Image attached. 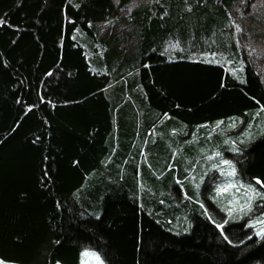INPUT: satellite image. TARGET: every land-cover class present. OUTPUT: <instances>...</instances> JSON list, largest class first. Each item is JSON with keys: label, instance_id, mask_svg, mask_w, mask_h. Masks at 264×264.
<instances>
[{"label": "trees", "instance_id": "obj_1", "mask_svg": "<svg viewBox=\"0 0 264 264\" xmlns=\"http://www.w3.org/2000/svg\"><path fill=\"white\" fill-rule=\"evenodd\" d=\"M131 1L0 0V260L264 264V231L183 189L186 146L242 128L237 174L264 192V83L234 18L258 0Z\"/></svg>", "mask_w": 264, "mask_h": 264}, {"label": "rangeland", "instance_id": "obj_2", "mask_svg": "<svg viewBox=\"0 0 264 264\" xmlns=\"http://www.w3.org/2000/svg\"><path fill=\"white\" fill-rule=\"evenodd\" d=\"M146 3H148V0H133L126 5V10L139 8ZM235 9L234 18L240 45L247 51L248 58L259 72L264 83V39L260 35L262 28L256 24H253L252 27L251 19L247 18V12L251 13L250 15L254 16V18L264 15V0H258L251 7L250 11H245L244 7H236ZM238 11L245 12L242 14L243 16H238ZM115 26L117 29L122 27L121 24H116ZM211 135L212 133L210 134V140L214 137ZM246 135L245 130L241 128L237 134H233V131L226 133L225 138L218 145H213L208 148L196 147L195 150H192V148L189 149V145L186 146L187 148H185L183 156L187 162H194L192 163V170L187 171L185 178L186 187L184 186L183 189L185 194L189 186L191 184L194 185V189L205 200L201 205L206 209L207 214L215 223L223 224L225 221L239 223L242 221L247 227H255V230L264 231V192L240 178L236 171L235 155H238L242 147H247L248 142L251 141L249 136L246 140L243 139ZM223 143H229L231 147L225 148ZM189 150L192 151L190 152ZM224 160L229 161L231 167L225 165L223 163ZM232 168L235 169L236 174L234 176L227 175L228 172L232 171ZM228 185L234 186L229 188ZM224 188L228 190L220 191ZM251 190H255V192ZM212 193H214L212 200L216 205L210 200ZM255 193H260V195H256ZM249 196L253 197L251 201H249ZM224 198H228L227 203V200H223ZM249 204L250 207H245ZM224 205L228 206L229 209L224 208ZM84 252L96 253L100 256L103 264H105L100 253L89 246L81 248L80 264H84L85 261H87V264H96L95 260L84 257L82 255ZM0 262L2 264H14L1 260Z\"/></svg>", "mask_w": 264, "mask_h": 264}, {"label": "snow or ice", "instance_id": "obj_3", "mask_svg": "<svg viewBox=\"0 0 264 264\" xmlns=\"http://www.w3.org/2000/svg\"><path fill=\"white\" fill-rule=\"evenodd\" d=\"M217 155H219V154L217 153ZM209 159H211V157H209ZM223 163L225 165H228L229 167H231V164H230L229 161L224 160ZM235 174H236V172H235V169L234 168H232V171H230V172L227 173V175H229V176H234ZM256 183L257 184H260L261 187H264V182H262L260 180H257ZM233 186L234 185H228L229 188L230 187H233ZM227 190H228L227 188H224V189H221L220 191H227ZM251 191L255 192V190H251ZM255 194L256 195H260V193H255ZM252 198H253L252 196H249V201H251ZM245 207H250V204L249 205H246ZM82 255L84 257H88L90 259L95 260L96 264H103V261L101 260L100 256H98L96 253H93V252H84ZM0 264H2V262H0ZM84 264H87V261H85Z\"/></svg>", "mask_w": 264, "mask_h": 264}]
</instances>
